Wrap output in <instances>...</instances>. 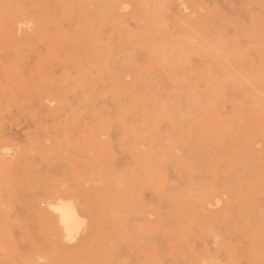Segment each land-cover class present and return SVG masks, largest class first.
<instances>
[{
	"label": "rangeland",
	"instance_id": "374dc122",
	"mask_svg": "<svg viewBox=\"0 0 264 264\" xmlns=\"http://www.w3.org/2000/svg\"><path fill=\"white\" fill-rule=\"evenodd\" d=\"M0 264H264V0H0Z\"/></svg>",
	"mask_w": 264,
	"mask_h": 264
},
{
	"label": "bare ground",
	"instance_id": "6f19581e",
	"mask_svg": "<svg viewBox=\"0 0 264 264\" xmlns=\"http://www.w3.org/2000/svg\"><path fill=\"white\" fill-rule=\"evenodd\" d=\"M52 203V202H51ZM65 207V208H64ZM63 208L64 209H61V211H60V215H58V216H60L61 217V219L63 220V222H64V225H63V222H62V225H63V227L64 228H70L71 226H70V224H73L72 222H73V220H74V218H76V213H75V210L73 209V207L71 208V207H66V206H64ZM60 210V209H59ZM59 212V211H58ZM75 220H77V218L75 219ZM74 220V221H75ZM77 222V221H76ZM75 225V224H74ZM74 227H73V225H72V229H73ZM65 230V229H64ZM66 231H68V230H65V233L67 234V232ZM71 233V232H70ZM68 234H69V232H68Z\"/></svg>",
	"mask_w": 264,
	"mask_h": 264
}]
</instances>
